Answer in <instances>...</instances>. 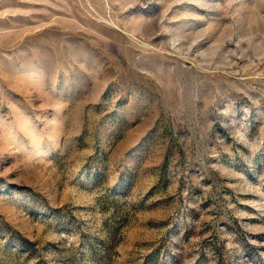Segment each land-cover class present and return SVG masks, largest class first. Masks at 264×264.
I'll return each mask as SVG.
<instances>
[{"label": "rangeland", "instance_id": "obj_1", "mask_svg": "<svg viewBox=\"0 0 264 264\" xmlns=\"http://www.w3.org/2000/svg\"><path fill=\"white\" fill-rule=\"evenodd\" d=\"M0 264H264V0H0Z\"/></svg>", "mask_w": 264, "mask_h": 264}]
</instances>
